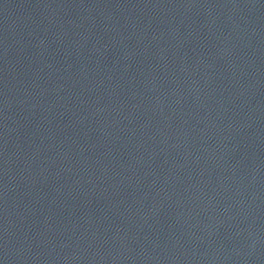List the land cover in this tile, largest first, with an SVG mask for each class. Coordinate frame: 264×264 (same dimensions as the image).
<instances>
[{
	"label": "water",
	"instance_id": "95a60500",
	"mask_svg": "<svg viewBox=\"0 0 264 264\" xmlns=\"http://www.w3.org/2000/svg\"><path fill=\"white\" fill-rule=\"evenodd\" d=\"M141 264H264V0H137Z\"/></svg>",
	"mask_w": 264,
	"mask_h": 264
}]
</instances>
